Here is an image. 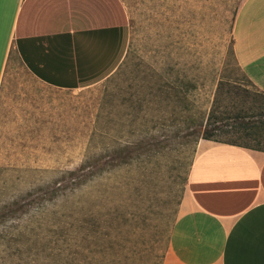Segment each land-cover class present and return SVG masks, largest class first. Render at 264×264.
I'll return each mask as SVG.
<instances>
[{"label": "rangeland", "instance_id": "374dc122", "mask_svg": "<svg viewBox=\"0 0 264 264\" xmlns=\"http://www.w3.org/2000/svg\"><path fill=\"white\" fill-rule=\"evenodd\" d=\"M245 1L125 0L127 57L78 94L17 66L0 98V264H59L61 228L77 217L94 264H164L211 113L264 120V92L235 53ZM31 94L59 102L55 124L26 122L44 110Z\"/></svg>", "mask_w": 264, "mask_h": 264}, {"label": "crops", "instance_id": "0c3cea01", "mask_svg": "<svg viewBox=\"0 0 264 264\" xmlns=\"http://www.w3.org/2000/svg\"><path fill=\"white\" fill-rule=\"evenodd\" d=\"M127 25L125 0H0V98L17 66L46 91L96 87L127 57ZM234 35L264 92V0L243 3ZM31 95L44 110L26 122L55 124L59 102ZM164 264H264V152L201 141Z\"/></svg>", "mask_w": 264, "mask_h": 264}, {"label": "trees", "instance_id": "16d2710c", "mask_svg": "<svg viewBox=\"0 0 264 264\" xmlns=\"http://www.w3.org/2000/svg\"><path fill=\"white\" fill-rule=\"evenodd\" d=\"M219 104L217 102L216 106L218 107ZM236 107L239 112L234 114H231L229 111L220 112L221 114L217 113L216 111L220 109V106L215 109L209 117L207 129L203 132L201 139L264 152V138L262 136L255 138L253 135L258 130H264V120H257L252 123L246 122L245 119L249 114L246 116L242 108ZM220 137H230L231 141L222 142ZM239 142L248 143V145H241ZM249 143H255L253 148ZM119 157L127 164L131 159V154L121 155L120 153ZM95 161L101 162L103 161V157ZM96 169L100 172L105 170L100 167ZM91 175H94V173ZM83 179L78 184L83 185L86 176ZM84 223L85 220L82 217H77L75 223L69 224L65 221L60 231L63 244L56 254L58 255V261L60 260L59 264H94L90 258L92 252H90L88 246L86 247L82 244L88 235L84 231ZM99 264L105 263L102 261ZM111 264L116 263L111 262Z\"/></svg>", "mask_w": 264, "mask_h": 264}]
</instances>
